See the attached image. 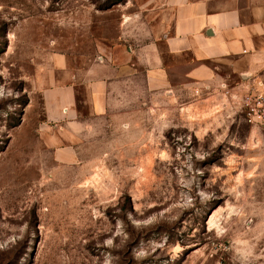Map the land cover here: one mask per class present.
Here are the masks:
<instances>
[{"label": "rangeland", "instance_id": "1", "mask_svg": "<svg viewBox=\"0 0 264 264\" xmlns=\"http://www.w3.org/2000/svg\"><path fill=\"white\" fill-rule=\"evenodd\" d=\"M166 6L0 0V264H264V62L166 92L138 74L69 165L39 141L53 55L117 61Z\"/></svg>", "mask_w": 264, "mask_h": 264}, {"label": "crops", "instance_id": "2", "mask_svg": "<svg viewBox=\"0 0 264 264\" xmlns=\"http://www.w3.org/2000/svg\"><path fill=\"white\" fill-rule=\"evenodd\" d=\"M168 17L135 48L98 57L71 68L59 54L51 58L40 88L38 138L50 159L69 165L94 122L117 109L140 74L147 89L212 85L220 70L251 73L264 62V0H166ZM80 104V105H79ZM80 108H83L81 111Z\"/></svg>", "mask_w": 264, "mask_h": 264}]
</instances>
